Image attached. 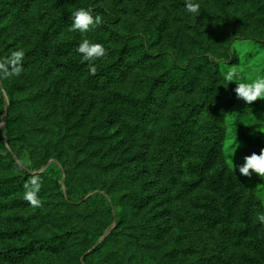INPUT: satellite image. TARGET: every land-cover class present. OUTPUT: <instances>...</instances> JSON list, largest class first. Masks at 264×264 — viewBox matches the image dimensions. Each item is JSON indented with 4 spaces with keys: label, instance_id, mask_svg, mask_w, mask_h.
Wrapping results in <instances>:
<instances>
[{
    "label": "rangeland",
    "instance_id": "obj_1",
    "mask_svg": "<svg viewBox=\"0 0 264 264\" xmlns=\"http://www.w3.org/2000/svg\"><path fill=\"white\" fill-rule=\"evenodd\" d=\"M193 3L198 14L185 0H0V59L24 52L23 72L0 80V264H264L251 237V226L264 236V178L239 173L264 148V100L248 105L230 83L217 167L243 189L224 207L227 219L194 207L185 174L171 179L161 139L180 94L165 71L169 51L213 46L222 84L233 68L244 82L264 76V0ZM81 7L102 20L87 33L69 30ZM85 38L108 51L95 75L76 50ZM152 82L147 114L117 104L116 93L141 96ZM179 153L172 162L186 160ZM33 175L39 208L23 198Z\"/></svg>",
    "mask_w": 264,
    "mask_h": 264
},
{
    "label": "trees",
    "instance_id": "obj_2",
    "mask_svg": "<svg viewBox=\"0 0 264 264\" xmlns=\"http://www.w3.org/2000/svg\"><path fill=\"white\" fill-rule=\"evenodd\" d=\"M212 47L187 46L184 49L182 46V57L179 58L169 51L173 61L167 60L168 68L165 71L173 80L170 88L178 90L180 94L175 99L177 104H173V110L176 112L165 115L164 120L171 125V128L161 139L166 144L164 149L170 159L168 162L171 164V179L176 180L180 175L185 174L184 185L188 193L192 195L194 207L204 208L202 212L198 211L212 219L218 217L217 220L220 221L227 219L224 207L226 205L230 207L231 205L228 204L230 200L243 188L226 165L217 167L220 165L217 155L221 136H223L220 130L221 122L224 111L233 98H229L230 83H221L223 78L219 65L211 61L208 56V53L213 51ZM217 57L222 58V55ZM95 67L99 68V66ZM158 86L152 82L148 92L141 96H138L134 89L124 90L123 94L116 93L118 95L115 99L117 104H123L122 100H127V106L132 113L144 115L152 108L153 92ZM167 88L168 86L163 88L161 95L167 96ZM186 94L190 97L186 98ZM180 100L183 104H178ZM225 104L226 107H223ZM0 138L3 141V137L0 136ZM179 152L185 155L186 160L176 164L172 162L171 156L175 153L180 154ZM141 170L143 173L150 172L147 164ZM154 174L159 175L158 170L154 171ZM161 183L157 190L164 194V190L167 189L164 176ZM246 209L243 210L244 213ZM231 220L230 218L229 221ZM253 228L256 229V227L251 226V237H254L256 245L261 249L258 251L263 255L262 238L264 236L257 230L252 232ZM238 229L240 236L244 237L248 228Z\"/></svg>",
    "mask_w": 264,
    "mask_h": 264
},
{
    "label": "clouds",
    "instance_id": "obj_3",
    "mask_svg": "<svg viewBox=\"0 0 264 264\" xmlns=\"http://www.w3.org/2000/svg\"><path fill=\"white\" fill-rule=\"evenodd\" d=\"M185 9L188 13L198 14L200 12V5L198 3H193V0H185ZM101 23L102 20L99 15L93 16L91 9L81 7L72 14V24L69 30L87 33ZM76 50L81 55L82 60L88 63V69L92 75H95L97 72L95 61L101 60L108 55V51L103 44L93 43L87 38L82 40ZM23 61L24 52L22 49L15 50L11 52L9 56L0 59V80L12 76H19L23 72ZM224 79L227 84L235 83L236 87L234 92L236 98L243 100L246 104L251 105L257 100H264V76H257L251 82H244L241 74L233 68L225 74ZM243 159V164L239 166V173L241 175L250 178L252 174L255 173L261 178H264V148H261L259 153L253 152ZM232 167L235 172L237 166L234 164L233 160ZM41 186L42 182L37 175L31 176L29 180L25 182L23 198L33 208L42 206L38 198ZM257 219L261 224H264V213L258 214Z\"/></svg>",
    "mask_w": 264,
    "mask_h": 264
}]
</instances>
